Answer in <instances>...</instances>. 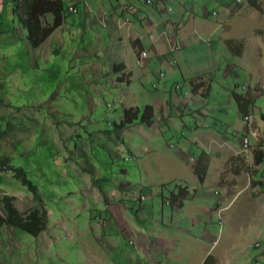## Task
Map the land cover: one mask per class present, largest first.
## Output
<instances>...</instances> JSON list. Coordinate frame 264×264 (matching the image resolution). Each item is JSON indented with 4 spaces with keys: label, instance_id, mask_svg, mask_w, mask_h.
<instances>
[{
    "label": "rangeland",
    "instance_id": "obj_1",
    "mask_svg": "<svg viewBox=\"0 0 264 264\" xmlns=\"http://www.w3.org/2000/svg\"><path fill=\"white\" fill-rule=\"evenodd\" d=\"M236 1L63 0L65 23L33 49L13 4L0 0V154L42 201L11 172H0V198L16 197L22 213L39 207L49 221L36 238L0 208V264H264V163L254 161L264 144V0L262 11ZM130 5L156 29L138 20L130 36L126 25L109 29ZM169 20H183L179 51L158 58L153 47L165 52V41L176 52ZM130 37L150 55L144 68ZM228 39L245 42L242 57ZM120 57L130 82L111 69ZM237 86L256 96L250 121L233 99ZM146 106L153 126L137 122L116 139L123 110ZM202 151L204 184L193 172ZM179 185L191 195L174 210L168 197Z\"/></svg>",
    "mask_w": 264,
    "mask_h": 264
},
{
    "label": "trees",
    "instance_id": "obj_2",
    "mask_svg": "<svg viewBox=\"0 0 264 264\" xmlns=\"http://www.w3.org/2000/svg\"><path fill=\"white\" fill-rule=\"evenodd\" d=\"M13 4V15L18 18L21 27L27 32V41L31 48H40L47 39L66 21L67 11L65 9L63 0H9ZM235 1V0H234ZM252 7L258 11H262L257 0H249ZM148 5H153L152 0H147ZM237 4V1L235 2ZM75 8L78 12V4L70 7ZM130 9L129 18L132 23L138 20L143 25L141 19V10L134 6H128ZM74 12V11H72ZM74 12V13H75ZM212 15H214L212 13ZM51 17V21H47V17ZM211 14H207V17ZM226 45L232 54L236 57H242L245 52V42L243 40L228 39ZM176 51V50H175ZM113 71L120 74V80L124 81L130 78L127 73V68L124 63L114 64ZM195 87V92L202 87L200 83H192ZM238 86L232 91L233 99L238 107L241 118L245 121L247 117L253 115L256 96L250 91L245 94L237 92ZM255 93V92H254ZM264 119V117H263ZM155 121L154 109L152 106H146L141 115L139 107L125 108L123 110V120L119 125H116V139L122 140V131L133 126L135 123L140 122L147 127H152ZM260 150L254 151V161L256 165L264 163V144L260 146ZM210 168V156L206 151H202L199 159L197 160L193 172L200 184H204ZM0 172H11L18 181L33 195V199L37 203H41L42 195L38 187L28 178L26 171L21 167H15L12 164V158L0 154ZM264 185V184H263ZM178 192H172L168 197L169 205L174 210H181L184 208L185 203L189 200L191 192L188 187L179 185L177 186ZM16 197L4 194L0 198V208L5 216L7 224L16 230L25 232L33 237H39L48 227L49 221L45 210L39 207L33 208L25 213L18 210L15 205ZM203 264H216V259L213 256H208Z\"/></svg>",
    "mask_w": 264,
    "mask_h": 264
},
{
    "label": "crops",
    "instance_id": "obj_3",
    "mask_svg": "<svg viewBox=\"0 0 264 264\" xmlns=\"http://www.w3.org/2000/svg\"><path fill=\"white\" fill-rule=\"evenodd\" d=\"M160 1L164 3L165 0H152L153 3H156L157 8L159 7L157 2L160 3ZM214 12H216V11H214ZM214 12H212V13H214ZM121 15L122 16H119L118 10L114 11L113 15L111 17H109V19H108L109 23L111 24V25L109 24L110 25L109 29H111L113 31H116V32H119V31L122 30V27L126 25L127 27H125V28H127V29L125 31L127 32V35L130 36L131 32L133 31L134 23H132V21L130 20V18H129L130 16L125 15L123 12H122ZM205 16L207 17V15H205ZM141 17L143 18V26L149 25L152 29H156L157 26H156V23L153 21V18H151L149 15H146V14H143V13H141ZM187 19L190 20L191 18L189 16H187ZM182 21L183 20H177V21L169 20L167 22V27H170V28H169V31H165L164 33H168L169 34V36L171 38V41H172V45L175 46V48H176V52H173V51L170 50V45H169L168 42L165 41L166 38L164 37V33H162V36L160 35V39L165 41V43H164V46H165V49H166L165 52H163L161 50L158 51V50L155 49V47H153V49L156 52V56L158 58H161L162 56H167L169 54H171L172 56H175V54L178 53V51H179V47H178L179 34H182V32L184 31L181 28ZM118 42L119 43L122 42V44H123L122 38L119 39ZM130 43H131V45L134 48V51H135V54H136V58H137V64H139L141 67L143 66V68H144V64H146V61H148L150 59V55H149L148 51L145 49V47L143 45V42L139 38L132 39V37H130ZM142 52H145L147 54V58H145L144 61H143L142 56H141ZM119 59L121 60L122 57L118 58V60ZM116 62L117 63H124L123 61H120V62L116 61ZM114 64L115 63L112 64L111 69L114 68ZM169 65L171 67H173L172 64H169ZM126 68H128L127 65H126ZM127 73H129L131 75L130 78H128L129 81H131L132 76H133V72H128L127 71ZM124 80H127V78H125ZM200 90L201 89L197 90L195 92V94L198 95L200 92H204V89H202L201 91ZM221 143L225 144V142H221Z\"/></svg>",
    "mask_w": 264,
    "mask_h": 264
},
{
    "label": "built area",
    "instance_id": "obj_4",
    "mask_svg": "<svg viewBox=\"0 0 264 264\" xmlns=\"http://www.w3.org/2000/svg\"><path fill=\"white\" fill-rule=\"evenodd\" d=\"M241 2H242V0H237V4H236V5H238V4L241 3ZM72 11H73V10H72ZM213 14L216 15L217 13L214 12ZM172 51H173V50H172ZM173 52H174V51H173ZM141 56H142L143 61H144L145 58H147V54H146L145 52H143V53L141 54ZM251 118H252V117H251ZM251 118H250V117H247L246 120H247V121H250ZM248 144H249V140L246 139V140H245V147H246V148H248Z\"/></svg>",
    "mask_w": 264,
    "mask_h": 264
},
{
    "label": "clouds",
    "instance_id": "obj_5",
    "mask_svg": "<svg viewBox=\"0 0 264 264\" xmlns=\"http://www.w3.org/2000/svg\"><path fill=\"white\" fill-rule=\"evenodd\" d=\"M143 53V52H142ZM140 62V61H139ZM139 65V64H138ZM139 67H141L140 65H139ZM141 68H143V66L141 67Z\"/></svg>",
    "mask_w": 264,
    "mask_h": 264
}]
</instances>
